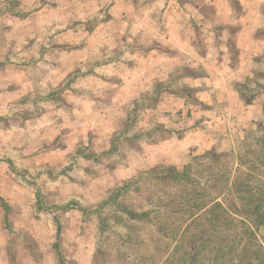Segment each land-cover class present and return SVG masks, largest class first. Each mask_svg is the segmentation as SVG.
Wrapping results in <instances>:
<instances>
[{
  "label": "crops",
  "instance_id": "obj_1",
  "mask_svg": "<svg viewBox=\"0 0 264 264\" xmlns=\"http://www.w3.org/2000/svg\"><path fill=\"white\" fill-rule=\"evenodd\" d=\"M69 1L68 14L59 6L45 10L38 3L30 7L23 3L21 15L8 11L1 15L0 264H61L55 244L61 204L46 209L38 197L43 186L35 177L42 172L34 170L53 156H63L71 144L75 146L77 136L96 127L105 125L109 141L111 114L126 112L129 101L158 79L179 75L189 82L188 93L197 102L224 106L230 114L257 107L253 100L242 104L240 87L258 71L264 78V0H185V11L169 8L171 20L163 30L141 8L126 4L129 0ZM109 6L107 17L92 23L95 12ZM131 15L135 19L129 25ZM158 41L164 52L157 49ZM126 43L134 45L129 56L121 52ZM115 50L118 56L111 57ZM190 95L182 98L180 107L190 112L188 118L197 119ZM162 121L166 127L171 124ZM205 127L197 122L188 125L167 143L179 154L192 147V152L206 153L214 145L205 147ZM65 133L66 147H47ZM156 153L150 150L153 158H164ZM139 159V154L130 153L131 162L119 173L135 174Z\"/></svg>",
  "mask_w": 264,
  "mask_h": 264
},
{
  "label": "rangeland",
  "instance_id": "obj_2",
  "mask_svg": "<svg viewBox=\"0 0 264 264\" xmlns=\"http://www.w3.org/2000/svg\"><path fill=\"white\" fill-rule=\"evenodd\" d=\"M104 1L109 4L115 0ZM171 1L169 4L170 0H129L126 4L141 8L163 30L171 20L169 8L171 11L178 8L181 12L185 11L187 4L185 0H180V4L176 0ZM175 2L179 5H175ZM23 3L25 7L38 3L45 10L59 6L63 14L71 10L69 0H0V24L3 21L1 15L7 11L21 15ZM92 5L94 9L97 8V3ZM110 6L96 11L92 23L100 21L102 16L106 18ZM180 15L185 19V14ZM134 19L131 15L127 19L128 24L131 25ZM186 19L189 20V17L186 16ZM184 22L186 24L187 21ZM198 47L203 50L202 45ZM157 49L165 51L161 41H158ZM134 51L133 43H126L121 50L125 56ZM117 54L115 50L110 56L116 57ZM176 72L175 68L173 73ZM168 80L162 82L158 79L149 90L129 101L126 112L111 114L109 141L105 139V125L96 127L89 134L77 136L75 146L71 144V149L63 156H53L55 158H49L46 165L34 170L42 172L35 177L40 178L38 182L43 186L38 191V197L48 206L46 209L61 204L62 210L57 213L61 222L59 238L55 243L61 251V264H185V185L182 187L180 183L172 181L168 171L171 168L182 171L189 164L194 166L195 157L212 151L231 155L232 163L225 159L221 166L235 169L237 153L246 156L252 154L254 139L264 133L262 72L258 71L240 87L242 104L253 100L257 101V107L250 111L240 109L237 114H230L224 106L215 108L197 102V97L188 93L185 82H189L182 81L179 75H171ZM185 95H190L195 101L198 110L193 113L197 119L188 118L187 113L190 112L180 107ZM162 120L171 124L166 127ZM196 122L200 127L206 126L205 147L214 145V148L202 153V150L192 152V147L186 153H177L175 145L168 144L167 139L175 135L180 137L188 125L195 126ZM81 127L88 130L85 126ZM115 128H119L122 134L119 135ZM66 136V133L63 134L47 147H66ZM96 146L99 149L109 148L96 151ZM150 150H157L156 156L162 153L164 158H153ZM134 152L140 156L137 172L119 173L125 171L124 168L131 162L128 155ZM243 172L240 179L245 181L249 177L248 171L243 169ZM193 178L199 176L194 173ZM218 182L213 180L211 183ZM254 183L252 180L251 184ZM195 233L198 234V231ZM28 242L31 244V241Z\"/></svg>",
  "mask_w": 264,
  "mask_h": 264
},
{
  "label": "trees",
  "instance_id": "obj_3",
  "mask_svg": "<svg viewBox=\"0 0 264 264\" xmlns=\"http://www.w3.org/2000/svg\"><path fill=\"white\" fill-rule=\"evenodd\" d=\"M253 145L250 156L236 154L235 169L221 166L231 155L212 151L168 171L185 185V264H264V133Z\"/></svg>",
  "mask_w": 264,
  "mask_h": 264
}]
</instances>
